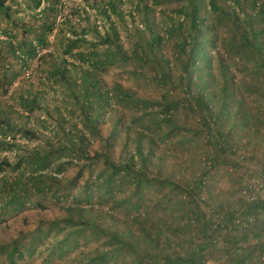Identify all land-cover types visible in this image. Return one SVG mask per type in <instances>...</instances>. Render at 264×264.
I'll return each instance as SVG.
<instances>
[{
	"label": "trees",
	"instance_id": "obj_1",
	"mask_svg": "<svg viewBox=\"0 0 264 264\" xmlns=\"http://www.w3.org/2000/svg\"><path fill=\"white\" fill-rule=\"evenodd\" d=\"M127 2L134 39L130 52L121 45L120 30L126 24L121 5ZM22 5L26 19L17 15ZM170 5L174 8H161ZM63 6L62 0H0L3 93H8L16 75L12 67L22 61L19 70L24 69L49 45V35L59 25L60 54L47 51L40 60L45 86L61 92L60 106L54 108L41 104L44 90L15 95L17 108L0 102V218L45 203H55L63 211L59 218L41 220L28 234L0 243V256L17 264L55 235L45 263L53 256L63 259L79 252L71 264H110L121 257L125 264H203L222 232L220 227L213 229L214 223L221 215L229 224L233 221L232 213L210 206L203 196L207 177L217 163L240 150L233 134L246 138L244 129H250L248 120L254 117L218 44L230 57L241 59L242 72L253 62L254 72L264 77V0H81L71 17L59 24ZM94 10L97 16L91 20ZM157 10L163 17L162 29ZM11 27L18 31V40ZM165 48L170 49L169 58ZM130 60L150 68L151 82L162 91L158 98L121 84L105 85L100 70ZM39 110L45 114L42 119L36 116ZM181 110L199 114L197 132L205 135L208 149L205 169L191 181L180 180L176 160L161 148L190 141L191 130L179 120ZM255 118L264 123V114ZM34 119L41 128L32 126ZM107 122L111 128L104 135ZM230 122L233 125L227 129ZM120 133L121 151L115 156ZM19 139L41 143L28 147ZM96 141L100 150L91 149ZM3 152H12L14 159L2 157ZM69 167L75 173L67 179ZM173 217L180 232L189 218L196 225L200 236L191 252H171ZM92 240L99 243L91 245Z\"/></svg>",
	"mask_w": 264,
	"mask_h": 264
},
{
	"label": "rangeland",
	"instance_id": "obj_2",
	"mask_svg": "<svg viewBox=\"0 0 264 264\" xmlns=\"http://www.w3.org/2000/svg\"><path fill=\"white\" fill-rule=\"evenodd\" d=\"M62 1L64 2V6L61 12L58 13L57 17L59 24H61L65 18L71 17L74 5L81 2V0ZM130 6L131 5L129 4V2L121 5L122 10L126 14V24H122V28H120L122 41L121 45L124 47L125 51L128 52L131 51L132 41H134L132 36L133 25L130 22L131 19L128 16ZM167 7L169 9L174 8L173 5L162 6L161 8L163 9ZM89 11L91 12V10ZM169 12L170 11H168L167 9L166 14H169ZM91 14V20H93L97 16L96 11H92ZM17 15L21 18L24 17V19H26L23 5L21 7V10L18 11ZM155 17L158 19L157 22L160 23L159 27L162 29L161 21L163 20V17L159 13V10H157V13H155ZM138 18V16H135L136 23L139 26ZM73 22L76 23L77 19H73ZM102 23V19H98L97 24L100 27L99 29L101 30H103ZM1 25L5 27V22L3 20H1ZM58 28L49 35V45L43 50H40L35 55V57L31 58L24 69L19 70V66L23 65L22 61H18V65L12 67V72L16 73V75L13 77L12 81L9 84L10 86L7 94L3 93V88L1 87L3 73L1 71L2 64L0 60V102L14 105L17 108V100H15V95L26 93L27 91L33 92L37 90H44L46 92V95L44 96V100L41 104L50 108H54L58 104L60 106L61 92L57 87L51 89L45 86L46 80L45 75L43 74V70L45 67L43 61L40 60V56L44 53L46 54L47 51H50L53 56H58L60 54L59 44L56 39ZM10 31L15 35V40H18V31L16 30V28L11 27ZM1 38H3V36ZM218 48L222 53L221 55L224 57L226 64L229 65L232 74L235 76L237 85L240 86V90H243V92L245 93L247 106L249 107L248 109L254 116L249 118L248 120L250 129H248L247 127H245L244 129L246 138H239L237 136V133L234 132L236 134V136L235 134H233L235 138L234 140H237L236 144L239 146L240 151L245 154L247 161H252L256 166H264V123H259L255 118V116L258 117L261 114H264V77L254 72L253 62L248 63L247 71L242 72V69L239 66V61H241V59L236 56H233V58L230 57L221 42L218 44ZM169 50V48H165L163 52L168 58L170 57ZM215 53H213V55ZM214 58V68L217 69L216 57ZM100 72L105 85L121 84L126 88H130L131 90L136 91L139 95L149 98H158L161 95L162 91L156 88L155 85L151 82V76L153 74L150 72V68H147L146 65L136 63L133 60H130V62L126 64L119 62L117 64L107 66L104 69H101ZM139 73L147 74L148 77L144 79L139 78ZM249 84H253L255 86L250 90L245 91L243 89L244 85ZM169 90L170 89H168V91ZM171 91H173V89H171ZM177 94H179V91H177ZM180 96H182L181 91ZM237 104L238 102L233 101L232 106L235 107L237 106ZM120 111L121 113L122 111L124 112L123 109H120ZM124 114H126L127 119L131 118L130 110L126 109ZM179 115L181 124L186 129H189L192 132L190 141L183 143L180 146L176 145V147L174 145H170L169 143L162 144L161 148L167 150L168 155L174 157V159L176 160L177 167L175 168V171H177V175L180 180L191 181V178L198 176L205 169L203 164L205 162V153L208 149L205 148V135L197 132V128H199L200 126L199 114L197 112L191 113L189 111L181 110ZM36 116L42 119V117H45V114L42 110H39L37 111ZM38 124L39 123H37V121L34 119V121L32 122V126H34L35 128H41ZM232 125V122L228 123L227 129L231 128ZM110 128L111 124L109 122L104 124L102 127L103 134L107 135ZM228 131L229 130H226V132ZM45 134H48L46 136H50L48 132ZM18 137L19 136H17V138ZM122 137L123 133H120L116 137L117 141H115L114 147L115 156H118L120 154ZM19 140L21 143L28 147H35L41 143V141H29L26 139ZM100 146L101 143L96 141L93 143L91 149L100 150ZM1 156H6L11 161L14 159V155L12 152H3ZM234 162L235 165L233 166L232 163ZM74 173L75 169L73 167H69L66 173L67 179L72 178ZM88 175L89 173H86L85 177H87ZM83 181L84 180H82V182ZM243 185V165L241 162L239 163V161L236 160L235 156L229 157L228 160H221V162L217 163L215 168L211 170L207 177L208 188L203 196L209 201L210 206H222L223 209L228 212V214H231L234 210L242 207L243 205V201L241 200L239 192ZM158 207L161 208V206H157V208ZM157 208H155V212H157ZM209 208L210 207H208V209L206 208L208 210L207 212H211ZM160 213L163 214L162 211ZM160 213H158V216L160 215ZM62 214L63 211L61 210V206H58L55 203H45L44 206L29 207L24 209L23 211H20L19 213L11 214L8 218H0V243H9L13 239L17 238L20 234H28L29 232H31L35 228L36 224L38 222H41V220H53L61 217ZM221 217L222 219H224L222 215ZM176 224L178 225L177 219L173 217L172 220L169 221V225L172 227L169 232V238L171 241L170 247L172 249L171 252H191L192 249L196 248L195 245L197 243H195V240L197 236L198 238L200 236V234L198 235V232L196 231V225L193 226L189 218L188 221L183 223V230L180 232L177 229ZM241 232L242 234L238 233L237 235H235L222 231L220 233L222 239L231 244H228L227 247L225 246L224 241H222V243L214 244V252L210 253L209 256L206 257L207 259L203 264H229L230 261L234 262L238 259L243 260L244 257H247L246 260L249 259V262H251V264H264V259L261 256L262 253L258 250H254L253 243L250 240V235L257 234L258 231L256 232V230L251 229L250 227L243 226ZM54 241L55 235H52L49 239H44L43 242L38 244L35 254L30 257L26 255L23 260H21L17 264H71L72 261L77 259V255L79 252H73L70 255L65 256L63 259H60L57 256H53V258H51L48 263H45L44 261L46 260L51 249V244ZM204 241L205 243H207V240ZM98 243L99 241H91V245ZM82 248V250H84L85 247ZM238 250H240V252H238ZM0 264L9 263H6L5 257L0 256ZM110 264H125V260L122 257L115 258L111 261Z\"/></svg>",
	"mask_w": 264,
	"mask_h": 264
},
{
	"label": "built area",
	"instance_id": "obj_3",
	"mask_svg": "<svg viewBox=\"0 0 264 264\" xmlns=\"http://www.w3.org/2000/svg\"><path fill=\"white\" fill-rule=\"evenodd\" d=\"M235 158L243 165L244 185L239 192L244 205L232 212L233 221L230 224L221 218L214 223L213 229L220 227L223 232L235 235L242 234L243 226L258 231L257 234L250 235V240L254 250L261 252L264 259V166H256L252 161H247L245 154L240 150L237 151ZM222 241H224L222 237L217 235L213 243H222ZM224 242L226 247L231 244ZM240 264H251V262L245 259Z\"/></svg>",
	"mask_w": 264,
	"mask_h": 264
}]
</instances>
